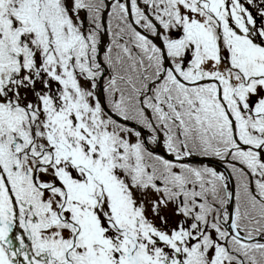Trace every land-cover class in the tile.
Wrapping results in <instances>:
<instances>
[{
    "label": "snow or ice",
    "instance_id": "1",
    "mask_svg": "<svg viewBox=\"0 0 264 264\" xmlns=\"http://www.w3.org/2000/svg\"><path fill=\"white\" fill-rule=\"evenodd\" d=\"M0 264H264V0H0Z\"/></svg>",
    "mask_w": 264,
    "mask_h": 264
}]
</instances>
